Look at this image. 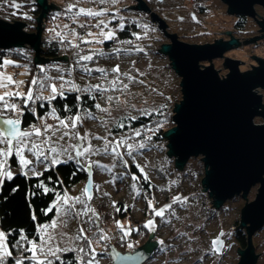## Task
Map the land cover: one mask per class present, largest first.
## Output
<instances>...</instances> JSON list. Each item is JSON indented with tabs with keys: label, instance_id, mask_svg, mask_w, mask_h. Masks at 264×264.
I'll use <instances>...</instances> for the list:
<instances>
[{
	"label": "snow or ice",
	"instance_id": "obj_1",
	"mask_svg": "<svg viewBox=\"0 0 264 264\" xmlns=\"http://www.w3.org/2000/svg\"><path fill=\"white\" fill-rule=\"evenodd\" d=\"M88 2L94 7L82 6L83 0H71L64 12L68 22L49 29L53 33L51 40L58 41L65 50H74L76 57L75 62L67 67L56 65L58 75L48 76L47 69L38 66V73L44 75H33L27 82L18 80L14 78L15 75L29 72L28 65L0 57V192H3L6 181H13L18 175L26 179L30 173L32 176H43L44 171L69 163L75 166V171L84 172L88 176V182L76 196L70 195L60 181L57 183L61 184V191L47 187L43 181L36 185L44 193L53 194L54 199L42 210V214L48 216L52 213L54 218H50L48 223L37 224L34 233L26 234L24 229L5 230L3 221L0 220V264H102L104 258L135 259L141 256V253L122 256L112 244L115 239L127 249L134 250L135 245L130 237L133 232L140 234V229L133 227L131 221L125 224L116 219V214L122 211L126 214L134 205L118 206V202L111 198V193L105 191L102 184L94 182L95 173L109 175L111 179L104 180L103 184H111L113 187L117 182L125 183L129 179L132 181L128 186L133 193V200L142 197L147 202V214L150 218L142 227L152 233H156L161 226L175 228L173 220H181L177 208L188 211L191 207L189 197L179 193L171 196L169 203L161 207H157L158 202L154 196L149 198L148 192L153 188L149 172L146 171L149 163L145 161L141 164L138 157H143L146 151L155 147L152 137L167 123V104H149L147 99L132 91L133 86L142 85L149 94L155 92L162 95L149 86L143 78L147 73L135 68V61H132V66L127 71H122L120 64L110 69L98 66L102 58L119 57L122 53L132 55L143 52L144 49L135 46L131 40H118L116 29L110 27L116 19L120 20L119 29L125 27L124 18L118 17L109 7L104 6L115 5L119 0ZM12 6L17 9L21 7L16 3ZM193 19H196L195 14ZM140 26L144 29L142 34L132 33L136 40L147 37L150 30L148 24ZM107 41L120 45L133 44V47H113L111 51L96 47ZM10 66L23 67L25 73H10ZM76 71L90 80L98 79L100 82L81 87L73 79H66L65 74L71 77ZM94 73L98 76H94ZM26 85L27 91H24ZM45 91L48 95H44ZM68 93L77 94L76 104L72 106L75 111L65 104V114L61 116L55 107H51V103L57 97L66 100ZM85 99L92 102L91 108L83 107ZM38 102L41 108L47 103L51 111L38 116ZM26 112L38 119L39 124L29 122L24 126ZM156 116L161 118L152 119L150 124L133 126V122L139 121L141 117ZM49 119L54 123H49ZM86 120L97 121L103 127L104 134L90 131L82 133L80 129ZM13 157L17 158L19 166L16 173L12 171L10 163ZM103 159H107L108 163H103ZM38 165L44 171L38 170ZM133 166L140 175L131 171ZM47 178L52 179L51 176ZM176 184V180L170 181L167 189L159 190L171 191V185ZM11 191L15 192L17 188H12ZM32 195L36 193L33 192ZM95 201H101L99 207H110L113 211L101 213ZM109 216L119 235L110 234V230L106 228V218ZM32 219L36 220L34 214ZM72 224L76 225L74 230ZM175 231L177 240L188 243L194 239L187 232L179 229ZM223 235L224 233H220L212 241L207 255L220 253L223 247L220 236ZM158 244V251L163 253L174 251L180 246L166 243L163 239ZM191 251L189 247L184 253H178L177 264ZM65 254L71 255L66 257ZM204 258L199 257V264H202Z\"/></svg>",
	"mask_w": 264,
	"mask_h": 264
},
{
	"label": "water",
	"instance_id": "obj_2",
	"mask_svg": "<svg viewBox=\"0 0 264 264\" xmlns=\"http://www.w3.org/2000/svg\"><path fill=\"white\" fill-rule=\"evenodd\" d=\"M135 1L137 3L130 7L146 11L152 23L170 39L158 48L168 55L172 69L180 76L182 98L175 100L173 126L162 135L167 139V157L174 160L176 169L182 170L191 157L204 155L205 173L200 187L216 209L236 195L246 197L250 189L259 184L256 196L247 199L241 211L238 228L246 230L247 245L238 247L236 263L255 264L259 253L253 236L264 225V89H260L264 88V55L254 51L257 62L242 70L239 56H224V53L264 38V14L254 6L264 8V0H221L227 5L228 13L254 18L260 32L242 36L229 29L226 32L229 38L222 34L215 40L196 41L179 37L173 29H169L173 33L168 32L163 15L151 9L146 1ZM35 3L40 11L35 17L34 31L26 29V21L0 17V50L29 46L36 65L66 59L67 55L51 58L42 54L44 19L56 5L49 0H35ZM218 57H224V66L228 69L222 75L211 61ZM201 61H209V64ZM157 241L159 237L151 232L146 242L134 250H121L113 244L122 256L142 255L135 259H112V264L147 262L157 249Z\"/></svg>",
	"mask_w": 264,
	"mask_h": 264
},
{
	"label": "rangeland",
	"instance_id": "obj_3",
	"mask_svg": "<svg viewBox=\"0 0 264 264\" xmlns=\"http://www.w3.org/2000/svg\"><path fill=\"white\" fill-rule=\"evenodd\" d=\"M54 1L60 5L62 0ZM68 1L71 2V0ZM34 2L35 0H0V17L8 20L13 18H21L20 20L27 21L28 16L32 17L31 9L34 7ZM124 2L125 3L118 5H127L124 11L125 14H119L117 15L118 17L122 16L124 18V22H136L140 25H149L150 30L148 31L147 37L136 40L134 36L132 39L133 44L143 48L144 51L133 53L132 55H125L122 53L119 57L112 56L111 58H102L99 61L98 66H103L110 69L116 64H120L121 70L127 71L132 66V61H135V68L147 73V76L143 78L146 79V82L149 84V86L151 88H155L157 92L162 93V95H157L155 92L149 94V92L142 85L133 86V92L139 94L143 99H147L149 104L152 105L163 104L168 100L166 99L168 97L174 98V101L176 98H182V93L180 90L181 87L179 84L180 76H178V74L176 75L175 71L172 69L169 63L170 60L168 59V55L160 52V48H158L163 43V41H168L170 39L165 36L164 32L159 28V26L152 23L150 16L146 13V11L144 12L131 8L130 6L132 4V0H125ZM13 3L20 4L21 7L19 9L14 8L12 6ZM199 4H203V12H200V10L198 11V8H200L198 6ZM82 6L94 7V5L89 3L88 0L83 1ZM254 6L258 11L264 14V8L262 6ZM127 9H131L132 11ZM118 10L121 9L118 8ZM158 12H160V14L165 17L168 24V32L173 33L171 30H169L173 29L176 31L179 37L193 41L215 40L218 35L222 34L225 36V38H229L230 36L226 33L227 31H230L229 29H232L235 34L242 36L260 32L259 25L252 17L246 16L248 17L247 19H241V25H236L237 15L228 13L227 5L219 0H167L164 4V7H162V9ZM193 14H195L196 19H193ZM180 17H183V19L181 20ZM116 20V27H118L120 20ZM58 21L59 20L57 19V22L49 24V29L55 28L59 23ZM111 25L110 27L115 28L114 25ZM143 32L144 29L141 26L140 29L136 31L138 34H142ZM51 33L52 32L48 31L45 36L49 37L52 35ZM250 38L251 37H248L247 39ZM245 40L241 41L244 42ZM133 44H118L113 47L132 48ZM96 47L102 46L97 45ZM113 47L102 48L105 51H111V48ZM22 49L30 56H34V52L29 46L22 47ZM254 51L260 55H264V38L255 42L244 43L240 46L233 47L226 51L224 56L225 54L232 57L239 56L241 58L240 68L243 70V68L252 66L253 62H257L255 55L253 54ZM71 57L72 58L70 59L75 62L76 57L74 56V52ZM223 58L224 57H218L211 60L213 61L216 68L219 67L218 71L220 75L225 74L228 71V69L224 66V61L222 60ZM70 59L69 56L66 57V62H68V64H71ZM201 62L209 64V61ZM18 63L26 64L25 60H20ZM42 65L38 64V66ZM56 65L66 67V65L63 63H50L49 65H46L45 68L47 69V72H52V74L58 75L57 69L55 67ZM34 66L37 67L36 64H34ZM8 71L10 73H14L15 71H17V73H25V69L23 67L15 68L10 66ZM26 74L27 73L18 75V80H24ZM93 75L98 76L97 73H94ZM78 79L89 80L86 76H82V74H78ZM94 81L96 83L100 82L98 79ZM24 91L27 90L24 89ZM174 101L173 103L175 104ZM255 119L263 120L261 117H256ZM80 130L82 133L84 131H90L95 134H104L103 127H101L97 121L92 120L87 121V123L85 122L84 126ZM152 144L155 145V147H153L151 151H146L143 157H138V162L143 164L145 161H147L149 163V167L146 168V171L149 172L151 181H154L155 185H158L163 189H167L169 187L170 181L176 180L177 184L171 185V191L167 192L174 193V195L179 193L183 196H188L191 207L188 211L177 208V213L181 216V220H173L175 228L171 226H161L157 229V232L154 233V236L159 237V240L163 239L166 243L178 244L180 246L174 251L163 253L157 251V249L160 247L158 244L157 249H155L157 252H153V255L147 260V262H144L143 264H177L178 253H184L185 249L189 247L192 249V251L188 253V255H186L182 260H180L179 264H199V257L201 256L205 257L202 264H236L239 260V246L236 243V238H234L235 229H237L235 224L236 222H240L241 211L245 201L256 196L255 194L258 191L259 184L254 185L246 197L241 196V194L238 196L236 195L233 198L226 200L224 204L220 206V208L216 209L213 207L212 199L208 197L209 195L207 193H202L197 187L204 175L202 172H199L201 169L200 165H202L201 160H203L202 158L204 155L191 157L187 161V163H190H186L184 168L179 171L178 169L173 168L174 160L167 157V139L162 137V140L160 141L152 140ZM97 158L99 159V157ZM102 162L108 163V160L103 159ZM11 165L12 171L14 173L19 171L18 165ZM37 168L40 171L43 170V168H41L39 165ZM117 171H122V169H117ZM183 173L185 175H183ZM93 179L95 183L102 184L105 191L111 193V198L113 200L118 201L121 199L124 205H134V207H132L133 215L135 217L141 218L147 203L142 197H138L133 200V193L128 186L132 183L130 179L125 183L117 182L115 187H113L111 184H103L104 180L111 179V177L107 174L95 173ZM85 184H76L73 187L67 189V191L70 195H79L81 190L85 187ZM167 192H157V207H161L164 204L169 203L170 200L165 201ZM95 204L98 206L101 204V201H95ZM145 211L148 212L147 207ZM123 223L126 224L127 222L125 221ZM157 223H159V218L157 219ZM71 227L74 230L76 225L72 224ZM106 228L110 230V234L116 232V227ZM175 229L189 233L194 239L188 243H185L183 240L175 239L177 235ZM220 233H224L223 236H220V239L223 241V247L220 253L207 255L206 253L212 246V241L215 240L220 235ZM253 239L256 252L259 253V257H257L258 260L255 264H264V225L254 234ZM102 264H112V259L104 258L102 260Z\"/></svg>",
	"mask_w": 264,
	"mask_h": 264
},
{
	"label": "trees",
	"instance_id": "obj_4",
	"mask_svg": "<svg viewBox=\"0 0 264 264\" xmlns=\"http://www.w3.org/2000/svg\"><path fill=\"white\" fill-rule=\"evenodd\" d=\"M65 4H63V6H65L62 11H65V9L67 8V5L70 3V1L66 0L64 2ZM34 7L31 9V13H32V17L37 16L40 8L37 6V4L34 2L33 3ZM200 8V10L202 11V9H204L203 4H199L198 5ZM129 11H132L131 9H127ZM58 16V18H55L52 16V13H50L48 15V19L49 22L46 20L45 22V27L43 30V35H42V42H41V46H42V54L44 56L47 57H51V58H55V57H59V56H64L67 55L69 56V59L72 58V54L74 52V50L69 49V50H65L64 48H62V46L59 44L58 41L56 40H51V36L46 37L45 34L49 31V24H52L54 22H57V19L59 20L58 25H62L63 23H67L68 20L67 18L65 19V15L64 14H56ZM54 15V16H56ZM31 18L28 19L27 18V25H26V29L31 31L32 28H34V24L36 23L35 18ZM248 17L244 16V15H238L237 16V21H236V25H241V19L245 20ZM16 20V19H13ZM117 20H113L112 21V25H114L116 31H117V39L120 41H126V40H131L134 38V36L132 35V33H136V31L138 29H140V24L136 23V22H124L123 23L125 25V27L123 29H119V27H116V23ZM57 26V25H56ZM59 30V29H57ZM115 44L112 41H107L105 42L104 45H102V47L104 48H110L113 47ZM19 50V51H17ZM0 57L3 58H10L14 61H20V60H25L26 64L30 67V71L27 72L24 81H30L33 75L39 74V75H44L43 73H38V65L37 67L34 66L33 64V57L30 56L29 54L25 53L23 51L22 48H12V49H4V50H0ZM28 58V59H27ZM71 63H74L73 60H71ZM50 63H63L66 65V67L69 65L68 62H66V59H56V60H51L49 61V63H45L42 65V67H46V65H49ZM21 64V63H20ZM24 64V63H23ZM22 64V65H23ZM48 76H56L57 74H52V72H47ZM78 74H81L79 71L73 72L71 77H68L67 74L66 75V79L71 78L75 81L76 84L80 85L81 87H83L85 84L88 83H96L94 80H80L78 79ZM177 75V74H176ZM178 77V76H177ZM57 84H59V82L57 81ZM25 90H27V85L24 88ZM44 95H48V92L45 91ZM77 94L76 93H68L66 94L67 99H61L59 97H57V99L55 101H52L51 103V107H55L57 109L58 114H60L61 116H63L65 114L64 110H63V106L65 104H68L70 108H72L73 105L76 104V100H75V96ZM177 96V94H176ZM176 98V97H175ZM173 101L174 98H170L167 101H165L163 104H167V123L159 129L158 132H156V134L152 137V140L154 141H160L162 140V135L163 133L170 128L171 126H173L174 122L172 119V115L173 111H172V107H173ZM175 102V101H174ZM51 107H49L47 105V103H45L44 107H39V102L37 103V115L38 116H42L45 115L46 112L51 111ZM83 107H87V108H91L92 107V102L90 100H86L83 104ZM73 112L75 111L74 108H72ZM94 110V109H93ZM161 117L156 116V117H141V119L139 121H135L133 122V126L134 127H139L141 123L144 124H150L152 119H160ZM86 120L85 122L87 123ZM31 122V123H36L39 124V120L36 119L35 117H33L31 114L29 113H25L24 116V126H27V124ZM49 123H53L54 121H52L51 119L48 120ZM10 163L13 165H18V162L16 160L15 157L10 159ZM41 171H44L41 170ZM132 172H135L137 175H140V173L138 172V170L133 166L131 168ZM75 172V174H74ZM51 176L52 179H48L47 177ZM41 181H43L44 185H46L49 188H55L57 191H61V184L57 183V181H60L63 183V187L65 189H69L71 187H73L76 184L82 183L85 184V181H87V174L84 172H77L75 171V166L71 163L66 164V165H59L57 166L55 169H50L48 171H44V175L43 176H32L29 174V178L26 179L23 176H17L13 181H6L3 192H0V220L3 221V228L5 230H10V229H24L26 234H32L35 231L36 225L39 223H48L50 218H54L52 213H49L48 216H44L42 214V210L47 208L52 200L54 199V196L52 193H44L42 191L41 188H37L36 185L39 184ZM153 188L151 190H149L148 195L149 198L154 196L155 201L157 202V198H156V194L157 192H159V189H163L158 185L154 184V181L152 182ZM146 186V183H145ZM201 186V181L199 182L198 190L200 189ZM12 188H17V191L13 192L11 191ZM35 192L36 195H32V193ZM167 192V191H166ZM166 200L165 201H169L170 197L174 195V193H170L167 192L166 193ZM118 206L123 207V201L121 199H119L118 201ZM147 203V202H146ZM131 206V204H129ZM147 207V205H146ZM146 207L143 211V214L140 217H135L133 215L132 212V207L129 208L128 212L125 214L123 211L121 213L116 214V219L121 220L122 222H129L131 221V225L133 227H138L140 229V234H137L136 232L132 233V236L130 237L131 242H133V244L135 245V247L143 244L144 242H146L147 237L150 234V231L143 228L142 224L145 222V220H147L149 217V215L146 213ZM98 210L101 213H109L111 211H113L110 207L109 208H102L99 207L98 205ZM33 214L36 216V220L34 221L32 219ZM158 219V218H157ZM126 223V224H127ZM239 222H236L235 226H237V229H235V237L236 238V243L237 245L241 248V247H245L247 245V233L246 230L243 228H238ZM106 227H116L115 223L113 222L111 216L106 218V223H105ZM116 230V234L119 235V233ZM114 230V231H115ZM13 235H15V233H13ZM112 244H115V246H117L119 249L121 250H127V248L125 246H122L117 240H113ZM156 251V250H155ZM154 251V252H155ZM158 251V249H157ZM156 251V252H157ZM71 254H65L66 257H69Z\"/></svg>",
	"mask_w": 264,
	"mask_h": 264
},
{
	"label": "flooded vegetation",
	"instance_id": "obj_5",
	"mask_svg": "<svg viewBox=\"0 0 264 264\" xmlns=\"http://www.w3.org/2000/svg\"><path fill=\"white\" fill-rule=\"evenodd\" d=\"M66 0H62L61 1V4L59 5V4H57L54 0H49V2H53V4H55L56 5V7H53V8H51L50 10H49V12L47 13V17L44 19V27H45V22H46V20L49 22V19H48V15L50 14V13H52V16L53 17H55V18H58V16L56 15V14H64V12L65 11H62V9L65 7V6H63V4H65L64 2H65ZM83 1H86V0H83ZM125 0H119V2L117 3V4H115V5H106V7H109L110 8V10H111V12L113 13V14H116V15H119V14H122V15H124L125 14V8L127 7V5H125V6H122V5H118V4H122V3H125L124 2ZM144 1H146V3H148V5L151 7V9H153V10H157V12L159 11V10H161L162 9V7H164V4H165V2L167 1V0H144ZM219 1H221V0H219ZM134 3L136 4L137 3V1H135V0H132V4L131 5H134ZM118 8L119 9H121V10H118ZM200 9L198 8V11H199ZM118 11V12H117ZM200 12H203V11H201L200 10ZM159 14H160V12H158ZM54 15H56V16H54ZM161 15V14H160ZM36 17V16H35ZM34 17V18H35ZM2 18V17H1ZM3 19H5V18H3ZM13 19H15V18H13ZM13 19H11V20H13ZM21 19V18H20ZM65 19H66V17H65ZM8 20V19H7ZM26 23H27V21H26ZM28 24V23H27ZM26 24V25H27ZM35 26H36V23L34 24V28H32L31 29V31H34L35 30ZM52 35H53V33H51Z\"/></svg>",
	"mask_w": 264,
	"mask_h": 264
},
{
	"label": "built area",
	"instance_id": "obj_6",
	"mask_svg": "<svg viewBox=\"0 0 264 264\" xmlns=\"http://www.w3.org/2000/svg\"><path fill=\"white\" fill-rule=\"evenodd\" d=\"M14 73H17V71H15ZM15 79H18V75H15V77H14ZM202 161V165H200V167H201V169L199 170V172L201 173L202 172V174H204L205 173V170H204V164L205 163H203V160H201ZM200 161V162H201ZM190 163V162H189ZM189 163H187V164H189ZM173 164V163H172ZM175 165L173 164V168L175 169V167H174ZM187 168V167H186ZM180 171V170H179ZM187 172V171H186ZM183 175H185L184 173H183ZM186 176H187V174H186ZM200 191L202 192V193H205V192H203L202 191V189H201V187H200ZM205 201V200H204Z\"/></svg>",
	"mask_w": 264,
	"mask_h": 264
}]
</instances>
